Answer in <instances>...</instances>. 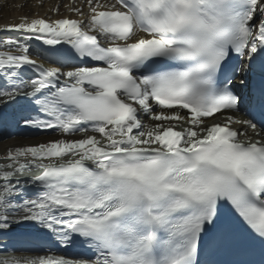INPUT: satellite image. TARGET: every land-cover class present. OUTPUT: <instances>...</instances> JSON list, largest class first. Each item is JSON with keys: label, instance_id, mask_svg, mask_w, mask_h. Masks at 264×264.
<instances>
[{"label": "snow or ice", "instance_id": "1", "mask_svg": "<svg viewBox=\"0 0 264 264\" xmlns=\"http://www.w3.org/2000/svg\"><path fill=\"white\" fill-rule=\"evenodd\" d=\"M74 3L77 18L0 24L18 34L0 38V109L30 104L17 125L59 136L0 157V236L35 229L89 254L0 264H221L241 228L259 246L245 264H264V0ZM33 40L71 59L46 67ZM245 101L250 118L231 115Z\"/></svg>", "mask_w": 264, "mask_h": 264}, {"label": "bare ground", "instance_id": "2", "mask_svg": "<svg viewBox=\"0 0 264 264\" xmlns=\"http://www.w3.org/2000/svg\"><path fill=\"white\" fill-rule=\"evenodd\" d=\"M71 3V0H0V24H7V23H16L19 22V18L21 16H27L29 18L35 17V16H44V17H51L52 19L59 18L60 16H71L73 18L75 17V14L68 12L66 5H69ZM83 3V0H75V3L73 6H81ZM65 4V7L63 5ZM59 5V12L58 13H53L51 11V8L54 6ZM40 11L44 13H38ZM84 11H87V7H84ZM0 35H18L17 33H11V32H0ZM31 45V55L33 53H38V48L35 46V43H41V41H30ZM56 58L53 57V60L55 61ZM52 66L54 64H51ZM2 83V82H0ZM24 103L22 105H14V106H9L7 108H2L0 109V112L4 110H8L9 108L12 110V112L15 115H19L21 112V108L23 107ZM234 117L237 119H248L246 116H244L242 113H231ZM213 120V119H212ZM215 121V119L213 120ZM144 122L147 124H154L156 122H153L144 115ZM5 121L0 120V127L3 129L0 130V137L5 134V128L4 125ZM233 127L239 128V125H233ZM24 130V131H23ZM22 131L24 132V136H12L10 140H6L4 142H0V149L2 148H14L17 146H26V145H31V144H38L42 142H46L51 139H56L59 138L58 133L56 131L51 130L49 133H47L46 130H41V129H36V128H27L23 129ZM14 131V130H13ZM20 131L19 133H22ZM16 132V131H15ZM39 134V135H37ZM251 134V132L249 133ZM18 135V134H17ZM68 138L72 139H78L80 138L79 136H71ZM29 190H32L29 188ZM19 228H15L13 231L7 234L8 240L7 242L10 243L11 246H13L14 250H30L33 249L36 252V255H41L44 254L48 247L51 246L54 251H59L60 253L68 256L69 258H77L79 255H83V253H86L88 251H81L79 248V243H76L70 247H56L55 244L51 243H42L40 245L37 244L39 242V232L34 231L33 234L30 232L29 236L23 237V235L18 233V235H15L17 232H19ZM21 239H24V242H20ZM43 242V241H42ZM41 243V242H40ZM43 249L44 251H41ZM77 254H79L77 256ZM89 254V253H87ZM35 255V256H36Z\"/></svg>", "mask_w": 264, "mask_h": 264}, {"label": "rangeland", "instance_id": "3", "mask_svg": "<svg viewBox=\"0 0 264 264\" xmlns=\"http://www.w3.org/2000/svg\"><path fill=\"white\" fill-rule=\"evenodd\" d=\"M63 7H65V4L63 5ZM40 9H42V8H39V12L38 13H41L42 11H40ZM1 11H3V10H0V14H1ZM42 13H44V12H42ZM7 36H9V35H7ZM2 37H4V36H1L0 35V38H2ZM6 37V36H5ZM33 59H36L35 57H32ZM2 112V111H1ZM20 115V114H19ZM18 115V116H19ZM151 121H153V120H151ZM153 122H155V121H153ZM145 123V122H144ZM4 125V124H3ZM3 128L2 127H0V130H2ZM25 129H27V128H25ZM4 130V129H3ZM24 131V130H23ZM22 131V133H17V132H15V131H10L9 133H6V131H5V134L3 135V136H1L0 137V142H4V141H8V140H10V138L12 137V136H24V132ZM18 134V135H17ZM89 134H93V133H89ZM37 135H39V134H37ZM81 134L80 133H77V135H75V136H79L80 138H81V136H80ZM9 148L8 147H6V148H2V149H0V157H4V156H6V152H7V150H8ZM3 162H6V161H4V160H2V159H0V163H3ZM30 172H25V173H23V176H25V174L27 175V174H29ZM29 191H32V190H29ZM20 230H19V232H17L15 235H18V233L20 234H22L23 235V237H26V236H29L30 235V232H32L31 234H33L34 233V231H36L35 229H29V230H26V229H24V228H19ZM34 230V231H33ZM28 232V233H27ZM27 233V234H26ZM40 233V232H39ZM40 236V238H47L46 236H44V234L43 233H40L39 234ZM5 236H7V234L6 235H3V236H0V241H2V242H5L6 244H7V248H0V259H3V258H6V257H12V256H30V254H29V252H31V250H33V249H30V250H14L13 249V246H11L10 245V243H8L7 242V240H8V237H5ZM20 242H24V239L22 240L21 239V241ZM45 242V240L43 239V242H41L40 244H42V243H44ZM40 244H38V245H40ZM35 251V250H34ZM55 252H57V253H60L59 251H55ZM36 253V252H35ZM86 253H88V252H86ZM60 254H62V253H60ZM62 255H64V254H62ZM79 254H77V256H78Z\"/></svg>", "mask_w": 264, "mask_h": 264}]
</instances>
